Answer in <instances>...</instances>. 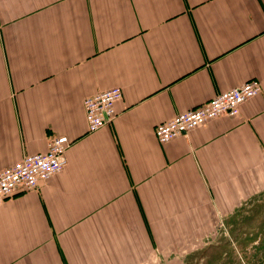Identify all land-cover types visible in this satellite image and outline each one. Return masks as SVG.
<instances>
[{"label":"crops","instance_id":"0c3cea01","mask_svg":"<svg viewBox=\"0 0 264 264\" xmlns=\"http://www.w3.org/2000/svg\"><path fill=\"white\" fill-rule=\"evenodd\" d=\"M257 79L166 143L155 125ZM123 90L88 131L84 99ZM71 144L0 203V264H140L264 188V0H0V168Z\"/></svg>","mask_w":264,"mask_h":264},{"label":"built area","instance_id":"2783aa9c","mask_svg":"<svg viewBox=\"0 0 264 264\" xmlns=\"http://www.w3.org/2000/svg\"><path fill=\"white\" fill-rule=\"evenodd\" d=\"M261 91L257 79L246 80L233 89L220 92L198 107L177 114L167 122L155 125V137L161 143L186 136L195 127L223 116H238L241 105ZM123 90L116 85L84 99L88 131L95 132L115 119L116 104ZM71 140L66 135H51L43 152L25 154L15 163L0 168V203L19 189H36L42 181L60 171L66 164V150Z\"/></svg>","mask_w":264,"mask_h":264},{"label":"rangeland","instance_id":"374dc122","mask_svg":"<svg viewBox=\"0 0 264 264\" xmlns=\"http://www.w3.org/2000/svg\"><path fill=\"white\" fill-rule=\"evenodd\" d=\"M211 219L179 248L160 249L140 264H264V188Z\"/></svg>","mask_w":264,"mask_h":264}]
</instances>
